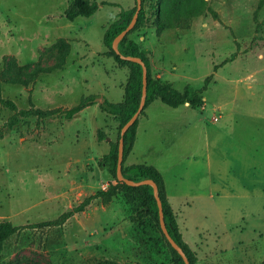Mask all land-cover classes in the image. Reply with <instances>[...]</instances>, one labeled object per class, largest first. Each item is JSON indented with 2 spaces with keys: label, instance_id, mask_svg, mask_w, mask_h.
Returning <instances> with one entry per match:
<instances>
[{
  "label": "rangeland",
  "instance_id": "1",
  "mask_svg": "<svg viewBox=\"0 0 264 264\" xmlns=\"http://www.w3.org/2000/svg\"><path fill=\"white\" fill-rule=\"evenodd\" d=\"M70 1L0 0L3 96L20 109L31 101L42 109L70 108L96 97L72 120L29 117L0 140V220L24 226L7 242L0 264H171L160 233L133 222L121 195L109 204L94 202L60 227H33L113 181L103 156L118 138L120 120L102 111L100 102L123 101L130 71L104 54V34L135 1L96 0L93 16L74 21L65 16ZM153 1L146 0L148 15ZM208 1L219 20L209 14L190 30L166 29L158 36L145 28L133 35L151 51L153 76L178 90L188 84L201 89L213 78L204 108L151 103L125 164L161 171L184 239L201 253L198 264H261L264 5ZM60 38L70 44L67 55L65 46H57ZM12 114L0 104V128ZM99 129L108 136L102 141Z\"/></svg>",
  "mask_w": 264,
  "mask_h": 264
},
{
  "label": "trees",
  "instance_id": "2",
  "mask_svg": "<svg viewBox=\"0 0 264 264\" xmlns=\"http://www.w3.org/2000/svg\"><path fill=\"white\" fill-rule=\"evenodd\" d=\"M134 1V6L122 11L118 19L106 28L104 34V44L107 48L104 54L108 57H113L120 67H127L130 71L128 82L124 87L125 93L123 101L121 103H114L104 98L100 102L102 111L120 120L118 138L116 141H110V151L103 156L104 165L107 166L113 181L110 182L108 188L96 190L93 194L85 197L78 205L65 211L59 218L34 224L33 227H60V225L65 224L75 214L86 211L94 202L101 201L104 204H109L121 195L132 210L131 218L133 222L153 226L160 233L171 254V264H186L181 254L171 245L162 231L159 206L153 186L150 184L132 186L124 181H120L117 177L121 128L139 108L143 93L142 65L137 61L121 58L112 46L116 36L128 26L136 12L137 0ZM263 5L264 0L260 1L258 9ZM99 7L100 5L96 0H71L65 10V16L70 21H74L79 17L89 18L98 11ZM209 14L217 20L220 19L219 13L213 9L208 0H154L151 3V11L148 15L146 11V0H143L142 9L140 10L135 27L119 43V49L122 54L141 57L148 69L146 103L141 115H145L147 107L158 99L174 108L184 104H189L193 108H204L205 98L203 93L208 88L213 76L210 75L206 78L205 85L201 89H195L188 84L183 90H178L171 82L163 81L161 78L153 76L150 60L151 51L144 49L141 42L133 38V35L141 32L145 28H154L158 36H161L166 29L190 30L195 19L201 16H208ZM255 20H257V13L255 14ZM57 46L59 48L65 46L66 55L70 52V44L65 38H60ZM14 60H16L15 57ZM54 69L55 67H52L49 71H53ZM3 83L4 80L0 74V104L12 110L13 114L5 122L4 126L0 128V140L5 137L7 129L13 128L23 119L29 117H37L40 119L63 117L67 120H72L77 114L96 103V97L89 96L83 97L79 103L70 108L58 107L42 109L36 107L31 101L29 108L20 109L12 99L3 96ZM139 121L140 117L124 135L123 175L136 181L143 179H152L155 181L158 186L159 197L163 203L167 228L171 236L184 249L191 264H198L197 253L185 241L179 228L178 216L170 204L165 178L161 171L156 166L149 164H125L136 141ZM107 137L103 129L98 130L99 141ZM23 228L24 226L15 225L8 219L0 220V257L6 248L7 242L13 236L19 234ZM94 264L119 263L111 259H101ZM262 264H264V259Z\"/></svg>",
  "mask_w": 264,
  "mask_h": 264
},
{
  "label": "water",
  "instance_id": "3",
  "mask_svg": "<svg viewBox=\"0 0 264 264\" xmlns=\"http://www.w3.org/2000/svg\"><path fill=\"white\" fill-rule=\"evenodd\" d=\"M142 4H143V0H137V9H136V12H135L131 22L128 24V26L124 30H122L116 36V38L114 39L113 44H112L113 49L121 56V58L126 59V60H131V61H137L143 67V93H142V98L140 101L139 108L134 113V115L121 128V138L119 140L117 177L120 181H124L127 184L132 185V186H138V185H142V184H150L153 186L154 194H155L157 201H158L159 214H160V224H161L162 231L164 232L165 236L167 237V239L169 240L171 245L181 254L185 263L191 264L189 257L187 256L186 252L177 243V241L171 236V234L167 228L164 209H163V203H162L161 198L159 197L158 186L155 183V181L152 179H143L140 181H136V180L127 178L123 175L124 135L129 130V128L136 122V120L141 116V113L145 108L146 96H147V83H148V80H147L148 69H147L146 63L143 61V59L141 57L122 54L120 49H119V43L135 27L136 22H137L138 17H139L140 10L142 9Z\"/></svg>",
  "mask_w": 264,
  "mask_h": 264
},
{
  "label": "crops",
  "instance_id": "4",
  "mask_svg": "<svg viewBox=\"0 0 264 264\" xmlns=\"http://www.w3.org/2000/svg\"><path fill=\"white\" fill-rule=\"evenodd\" d=\"M133 7V6H132ZM139 130V129H138ZM137 140V139H136ZM135 143H136V141H135ZM135 147V146H134ZM134 150V149H133ZM133 150H132V152H133ZM166 187H167V182H166ZM168 197H169V201H170V204H171V206H172V202H171V197H170V195H169V193H168ZM173 207V206H172ZM175 211V210H174ZM176 213V212H175ZM180 228V227H179ZM183 234V233H182ZM183 238H184V236H183ZM187 242V241H186ZM195 251V250H194ZM196 253H197V256H198V263H199V255L201 254L200 252H197V251H195ZM203 255L204 256H207V254H204L203 253ZM209 261V264H211V261L210 260H208ZM250 264H252V263H250ZM254 264H258V262H256V263H254ZM262 264V263H261Z\"/></svg>",
  "mask_w": 264,
  "mask_h": 264
}]
</instances>
